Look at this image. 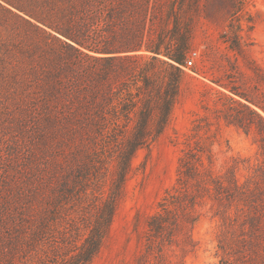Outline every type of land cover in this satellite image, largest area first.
<instances>
[{"label": "trees", "instance_id": "obj_1", "mask_svg": "<svg viewBox=\"0 0 264 264\" xmlns=\"http://www.w3.org/2000/svg\"><path fill=\"white\" fill-rule=\"evenodd\" d=\"M202 1L0 0V120L32 133L36 148L5 264L31 252L37 264H89L98 256L135 155L169 126L186 70L197 73L187 62ZM243 6L235 1L224 37L239 54ZM223 87L231 94L219 93L226 102L219 118L255 134L261 161L241 182L239 158L222 173L202 142L184 150L178 186L145 220L147 251L157 253L158 264H175L168 250H196L191 230L206 200L227 228H239L236 243L251 264H264V104ZM60 219L70 228L62 253L49 242Z\"/></svg>", "mask_w": 264, "mask_h": 264}, {"label": "rangeland", "instance_id": "obj_2", "mask_svg": "<svg viewBox=\"0 0 264 264\" xmlns=\"http://www.w3.org/2000/svg\"><path fill=\"white\" fill-rule=\"evenodd\" d=\"M235 1H202V14L194 20V52L190 58L194 59L197 73L186 70L187 77L169 126L149 148L139 150L135 155L125 197L115 214L111 237L89 264H158L154 258L157 253L151 255L147 251L145 220L159 210L165 193L178 186L179 159L184 150L195 146V142H202L211 149L217 172H226L233 159L239 158L238 178L241 182L261 161L255 134L228 125L219 118L221 113L218 112L226 103L219 93L231 94L223 86L246 93L264 104V0H244L237 34L242 54L231 50L224 41ZM8 125L0 120V264H5V255L10 252L9 235L15 231L14 219L25 204L22 201L25 170L33 154L36 155L34 135L21 129H10ZM197 125L200 126L198 135L194 130ZM12 153L16 155L12 156ZM213 205L206 200L198 207L201 216L191 230L196 250L186 254L179 248L168 250L175 264L252 263L246 258L248 252L243 244L238 246L236 243L239 228L232 231L227 228L216 216L217 207ZM230 213L232 219H236L234 208ZM138 217L139 229L136 230ZM67 222L60 219L62 226L55 230L54 238L49 239L53 246H61L59 253L65 250L61 241L65 232L70 230ZM220 241H224L225 252L219 248ZM31 254L25 259L16 255L13 258L15 264H37L36 252ZM42 258L46 256L43 254Z\"/></svg>", "mask_w": 264, "mask_h": 264}, {"label": "built area", "instance_id": "obj_3", "mask_svg": "<svg viewBox=\"0 0 264 264\" xmlns=\"http://www.w3.org/2000/svg\"><path fill=\"white\" fill-rule=\"evenodd\" d=\"M195 54V53H194ZM196 55V54H195ZM194 64V59H190L188 62H187V67H191L193 66Z\"/></svg>", "mask_w": 264, "mask_h": 264}]
</instances>
